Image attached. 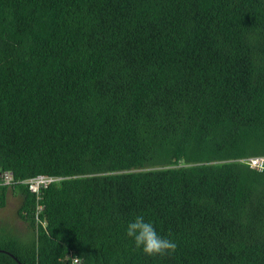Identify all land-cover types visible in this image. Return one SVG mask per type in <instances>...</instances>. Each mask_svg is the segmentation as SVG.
Segmentation results:
<instances>
[{"label":"trees","instance_id":"obj_1","mask_svg":"<svg viewBox=\"0 0 264 264\" xmlns=\"http://www.w3.org/2000/svg\"><path fill=\"white\" fill-rule=\"evenodd\" d=\"M260 156L264 0H0V173L61 178L39 220L0 187L32 234L0 264H264Z\"/></svg>","mask_w":264,"mask_h":264},{"label":"clouds","instance_id":"obj_2","mask_svg":"<svg viewBox=\"0 0 264 264\" xmlns=\"http://www.w3.org/2000/svg\"><path fill=\"white\" fill-rule=\"evenodd\" d=\"M126 236L133 240L136 249L149 257L170 256L178 247L176 242L157 233L153 223L146 221L143 215L128 222ZM76 264H80L79 258Z\"/></svg>","mask_w":264,"mask_h":264},{"label":"built area","instance_id":"obj_3","mask_svg":"<svg viewBox=\"0 0 264 264\" xmlns=\"http://www.w3.org/2000/svg\"><path fill=\"white\" fill-rule=\"evenodd\" d=\"M243 162L257 171H264V156L252 157L243 160ZM60 180L61 178L46 175H38L27 180H17L15 179L13 172L5 171L0 173V187L14 188L18 187L19 185H26L30 193L35 196L37 201V207L35 209L36 220H39V215L44 210V205L40 203L43 199V191L48 189L54 183L60 182ZM46 225V222L43 223L44 227ZM76 259L77 257L73 259V264H76Z\"/></svg>","mask_w":264,"mask_h":264},{"label":"rangeland","instance_id":"obj_4","mask_svg":"<svg viewBox=\"0 0 264 264\" xmlns=\"http://www.w3.org/2000/svg\"><path fill=\"white\" fill-rule=\"evenodd\" d=\"M21 204L22 197L10 190L7 193L5 207L0 208V231L27 240L32 234L27 224L18 215Z\"/></svg>","mask_w":264,"mask_h":264}]
</instances>
